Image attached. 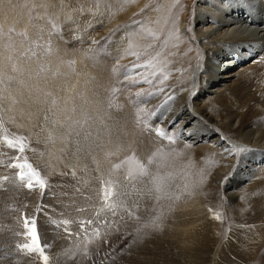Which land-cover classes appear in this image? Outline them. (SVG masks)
<instances>
[{"label": "bare ground", "instance_id": "1", "mask_svg": "<svg viewBox=\"0 0 264 264\" xmlns=\"http://www.w3.org/2000/svg\"><path fill=\"white\" fill-rule=\"evenodd\" d=\"M48 4L60 31L83 33L84 24L91 23L85 19L89 15L78 14L62 0ZM115 7L110 1L94 21L108 31L126 22L111 32L104 56L88 58L50 36L40 37L41 29L36 30L39 36L31 32L18 14L3 17V24L15 25L24 40L14 43L9 64L8 55L0 52V107L7 122L27 137L35 127H51L54 146L42 164L68 183L59 185L57 178L52 191L46 180L45 188L26 190L12 167L17 162L7 166L8 173L0 165V264H41L17 255L14 241L25 216L36 222L49 252L47 264H90L95 254L74 249L80 235H71L65 245L54 240L60 238L56 234L48 239L46 231L57 229L49 225L63 219L92 222L101 210L110 217L115 203L118 215L121 206L140 207L137 233L125 241L117 264H201V259L207 264L219 252L223 264H264V0H198L192 12L195 30L187 37L199 42V61H194L197 46L177 37L173 56L162 52L147 62V54L158 48L155 36L148 27L128 21L136 16L133 12L115 16ZM71 16L74 21L64 24ZM188 18L183 16L182 25L187 32ZM166 35L165 49L175 34ZM93 36L90 46L100 37ZM42 48L54 49V64L42 67L48 57L32 60ZM254 50L260 52L249 68L229 72L244 54L256 56ZM159 56L174 60L160 64ZM232 74L237 78L226 83ZM131 82L140 87L130 90ZM72 140L75 151L67 155ZM90 154L93 164L78 157ZM140 163L148 175H139ZM6 173L12 178L4 179ZM6 182L9 198L3 202ZM106 187L114 190L107 203ZM50 193L52 200L63 202L47 204Z\"/></svg>", "mask_w": 264, "mask_h": 264}, {"label": "rangeland", "instance_id": "2", "mask_svg": "<svg viewBox=\"0 0 264 264\" xmlns=\"http://www.w3.org/2000/svg\"><path fill=\"white\" fill-rule=\"evenodd\" d=\"M62 1L64 3H66L71 10L73 8L76 12H78V14L89 15V18H85V19H86V22L91 20V23L89 22V24H88L89 26L90 25L91 26L89 27L88 25L84 24L85 30L83 33H79V34L75 30L66 31L67 29L66 30L61 29V31H60L59 30L60 24H58L56 22L57 16L55 14H53V12L48 7V5H49L48 3H50V0H42V1L41 0H0V22L2 21V24H0L1 25L0 26V52H1V54L8 55V57H9V62L7 61L8 64L12 61V58L15 56V52H14L15 51V44L14 43H17L18 40H20V39H21L20 41L22 42L24 40L23 39L24 35L22 34L21 31L15 29L16 28L15 25L12 26L9 24H5V25L3 24L6 21L5 19H3V17L6 14H12L16 18H17V16L15 14H18L19 16H21L23 18L20 20H22V21L26 20L28 25H30V27L32 29L31 32L37 33L36 30L41 29L42 34L40 35L39 33H37L38 36L39 35H40V37H42V35L50 36L56 42L58 41L59 43L63 44L64 47H66L68 50L77 51L75 53L82 54L83 58H88L92 54H96V56H101V55L104 56V54H102V53H104V51L106 49L105 47H107L110 44V40L113 36V34L111 32L120 31L123 27V24L126 22L125 21L123 23H119L117 25V27L113 29V31H110V30L108 31L107 29H105L102 26V24L100 22H97L98 20L94 21L97 18V15H99L100 9L107 6L108 3L110 4V1H112L116 5V7L113 8V11L118 15H115V16H119V15L122 16L125 12L131 11V12H133L132 14H134L136 16L133 18H130L128 21L134 20V23H137L136 26L139 25V26L148 27V34L151 36H155V39H156L155 43L156 44L154 43L153 46L155 48L156 47H158V48H156V50H154L153 52H150L147 54V62H151L152 60H154L158 56V54H161L162 52H166L164 56H166V55L167 56H173V53H171L172 52L171 50L174 46L173 41L177 37L184 38L185 42L191 43V45L192 46L194 45V47L197 46L195 48H198L197 52L199 51V47H198L199 42H197V44H193L194 43L193 40L191 41V39H189L187 37L188 34H189V36L192 35V33H194V30H195V26H194L195 23L193 20L195 14L192 15V12H193V10H194V12L196 11L195 8L197 6L198 0H176V1L175 0H168V1L167 0H146V1L145 0H62ZM135 1H136V3H135ZM43 2H44V4H43ZM143 2H144V4H143ZM180 2H181V8L179 9L178 4H180ZM136 4H138V5H136ZM169 4H170V8H169ZM174 4H177L178 7ZM172 6L174 8H172ZM168 8L170 9V11ZM172 9H173V12H172ZM177 10H178V12H177ZM166 12H167V15H165ZM170 13L173 15H171ZM183 16L189 17L188 23L186 22L187 27L189 29L188 32H187V30L183 29V27L185 26L184 21H183ZM73 21H74V18L71 16L70 18H66V20L64 21V24H66V25L71 24ZM159 21H160V23H158ZM92 22H94L95 24L94 23L92 24ZM97 23H99V24H97ZM155 24H157V25H155ZM182 25H183V27H182ZM158 27H161V28L157 29ZM162 27H164V28H162ZM164 30H165V32H164ZM70 31H71V33H70ZM157 31H159V32L157 33ZM173 31H174L175 36H174V38H172L169 41V43L167 40L168 46L165 49L166 43L163 42V41H165V39L163 40V37L166 36L165 38H167L168 35H166V34H170ZM159 33H161V34L159 35ZM95 34H98L100 37H98L96 39V41H94L92 46H90V43H92L93 42L92 40L94 39L93 35H95ZM43 40H44V38H41L39 40V42L42 43ZM36 42L37 41H35L34 43H36ZM7 44H8V46H7ZM5 48L8 49L9 51L6 50ZM188 49L189 48L184 49V50H188ZM2 50H3V53H2ZM7 51H8V53H7ZM254 51H255V55L258 52H260L257 50H254ZM54 53H55V51L53 48H49L48 50H46V49L44 50V48H42L39 53H36V55L32 56V60L35 61V59L39 56H41V58H47L48 57V62L45 63L47 61V59H45L44 60L45 62L43 63V66H42V67H45L47 64H54V63H52L53 62L52 61V55ZM242 53H244V52H242ZM256 57H257V55L252 56L251 53L244 54L243 58H241L239 60L240 63L235 64L237 61L234 62L233 63L234 67H233V69H230L229 72L232 71V73H234V74H236L238 72H242L243 69L249 68L248 66L251 65V63H253V61H256V59H257ZM159 58H162V57L159 56ZM200 59H202V49L199 51V54L197 55V57H194V61H199ZM173 60H174V57H172L170 59L162 58L160 61V64H161V62H162V64L165 62L171 63V61H173ZM179 60L181 61V58ZM188 67H191V65H189ZM39 68H41V67L39 66ZM227 72L224 74H227ZM42 78H44V77H41V79ZM236 78H237V76H235L233 74L230 76L226 75V78H225L227 81L226 83H231V82L233 83V81H235ZM131 83H132V85H131ZM131 83H130V90H135V89L140 87L139 83H136V82H131ZM195 83H196V81L192 85L195 86L196 85ZM127 104L129 105V103H127ZM6 119L7 118L4 115V109L0 107V122L2 124V133H3L2 134L0 132V134H2L1 139H0V142L2 141L1 142L2 144L0 143V145H1V147H0L1 148L0 149V165L2 163H4V166H2V167H5L7 170L8 169L7 166H10L9 165L10 163H12L14 161L19 162V163H23L24 159H26L27 162L30 163L34 169L39 171L40 175L48 183V185H47L48 190L52 191L51 186L52 187L56 186V184H57L56 179L60 178L59 174L54 172L53 170H51L47 165L42 164V160H45V158L47 156H50V154L52 153L51 148H52V146H54V142L52 141V138L50 137V135L48 133L50 130H52L51 127H43V128L35 127L32 130V132H33L32 136L27 137L26 135H24V133L19 128L11 126L7 122ZM5 136H7L9 139H18L21 137L25 138V151L23 153H20L17 151L16 148L9 147L4 140ZM80 143L82 145V142H80ZM74 146H75V141L72 140L70 142V145H69L68 149L66 150L65 154L69 155L73 151H75ZM69 151H72V152H69ZM9 157L13 158V159L9 160L8 159ZM17 157H21V159H20L21 161L20 160L17 161ZM78 157L81 159V161L85 165H87L85 160H87L90 164H93V162H94L91 154H90V157H86L85 159H83V157L81 155H79ZM17 170L21 171L20 169H17ZM24 171H26V169ZM7 173H8V170H7ZM7 173H6V175H7ZM6 175H5L4 179L9 178V177L12 178V176H13V175H11V176L10 175L6 176ZM113 177L118 178L116 175H113ZM60 181L63 183H68L65 178H62V179L60 178V180L58 181V184L62 185L63 183H61ZM8 185H9V183L7 184V182H6L1 187V191H2L1 193L3 194V198H2L3 202H6L7 198H9V193L6 194L8 191ZM13 185H16V181L14 182ZM130 188H132V187L130 186ZM34 191H35V193H33V195H35L36 197L39 196V193L36 190H34ZM50 195L47 198V201H49V202L46 201L47 204L51 203L52 206L55 207V206H57L58 202H63V201L56 202L54 199L52 200V194L50 193ZM118 197H119V194L115 195V197L113 198V204L115 203L114 201H116V202L118 201V199H119ZM49 198H51V199L49 200ZM85 204H86L85 206H87V205L91 206L87 203H85ZM117 204L115 203L114 204L115 206L113 205V207L117 208ZM4 208H6V207H4ZM114 208L110 209V217H109V215L105 214L103 210H101L100 213L95 217H93L91 214V217H93L94 220L91 222V225L87 226L88 228L86 229V231H87L86 239L80 235V239L78 241L79 243L77 242L78 247L76 246V248H74V249L80 250L79 253L81 255L86 254L88 252H92L93 254H95V256L88 259V262L90 264H93V263L94 264H103V263H107L109 260H110V262L115 260L114 264H117L119 261V258L122 257L124 254L123 249H124L125 241L128 240V238H130L131 234L137 233V229H138L137 225H139V221L137 219V212L139 211L140 207L139 206H130V207L121 206L120 215H118L119 211L117 209H114ZM90 210L92 211V208ZM30 215H32V214H30ZM111 218H113L114 221L110 223ZM99 219H101V220H99ZM107 219H108L107 223H104V221ZM31 220H34V219H31ZM215 221L217 222V220H214L213 223H216ZM123 229H124V231H123ZM49 230L50 229H47L46 232H48L47 234H50V237L48 239H51L54 236V234L49 233ZM96 230H98V233H96ZM126 231H128V232H126ZM24 233H26V232L24 231ZM28 239H30V237H28ZM57 239L60 240V243H63V244L65 243V245L68 244L70 241V238L67 240V239H63L62 237L56 238L54 240L56 241ZM52 249H54V248L52 247ZM100 251H103V252H100ZM221 255H222L221 252H219L218 255H214V256L210 257V259L207 261V264H223ZM67 256H68V254H67ZM201 261H205V260L201 259L198 262L202 264Z\"/></svg>", "mask_w": 264, "mask_h": 264}, {"label": "snow or ice", "instance_id": "3", "mask_svg": "<svg viewBox=\"0 0 264 264\" xmlns=\"http://www.w3.org/2000/svg\"><path fill=\"white\" fill-rule=\"evenodd\" d=\"M159 135L164 136L165 133L163 131H160ZM4 140L9 147L16 148L18 152L23 153L25 151V138L21 137L18 139H9L7 136H5ZM20 159L21 157H17V161H19ZM152 162L153 161L150 158L148 160V163L151 164ZM12 167L21 170L17 173V175L19 176V179L22 182H25L26 186L29 189L33 188L34 185H39L40 188L46 187L45 179L41 177L39 171L34 169L33 166L30 163H28L26 159H24L23 163L17 162V163L12 164ZM139 167H140L139 175L141 176L148 175V172L146 171L145 166L142 163L139 164ZM25 169L26 171H24ZM103 191H104V198L107 203V201L111 199V197L114 195V190L111 187H106ZM217 218H219L218 215H217ZM83 223L84 221H81V224ZM87 223H91V221L89 220L87 221ZM23 227L26 230L25 234L28 237H30L31 243H24L20 245L21 250H27V252L39 251L43 257L44 264H47L48 257L46 255H43V248L41 247L39 243V235H38L37 225H36L35 220H30L29 218L25 216L23 219Z\"/></svg>", "mask_w": 264, "mask_h": 264}]
</instances>
